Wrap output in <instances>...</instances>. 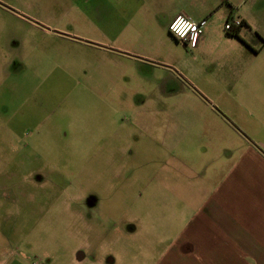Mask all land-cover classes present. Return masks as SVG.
Returning <instances> with one entry per match:
<instances>
[{"label": "rangeland", "instance_id": "rangeland-1", "mask_svg": "<svg viewBox=\"0 0 264 264\" xmlns=\"http://www.w3.org/2000/svg\"><path fill=\"white\" fill-rule=\"evenodd\" d=\"M80 14L0 0V264H150L178 223L162 196L178 106L70 39Z\"/></svg>", "mask_w": 264, "mask_h": 264}, {"label": "crops", "instance_id": "crops-1", "mask_svg": "<svg viewBox=\"0 0 264 264\" xmlns=\"http://www.w3.org/2000/svg\"><path fill=\"white\" fill-rule=\"evenodd\" d=\"M70 1V39L145 70V104L178 106L162 195L178 223L150 264H264V0ZM178 14L207 18L195 48L170 33Z\"/></svg>", "mask_w": 264, "mask_h": 264}, {"label": "built area", "instance_id": "built-area-1", "mask_svg": "<svg viewBox=\"0 0 264 264\" xmlns=\"http://www.w3.org/2000/svg\"><path fill=\"white\" fill-rule=\"evenodd\" d=\"M207 24V18L197 20L186 14H178L171 21L169 31L179 41L184 42L190 48H195ZM241 25L242 21L240 19L229 20L225 25V29L227 32H233L235 27Z\"/></svg>", "mask_w": 264, "mask_h": 264}, {"label": "clouds", "instance_id": "clouds-1", "mask_svg": "<svg viewBox=\"0 0 264 264\" xmlns=\"http://www.w3.org/2000/svg\"><path fill=\"white\" fill-rule=\"evenodd\" d=\"M179 26V25H178Z\"/></svg>", "mask_w": 264, "mask_h": 264}]
</instances>
